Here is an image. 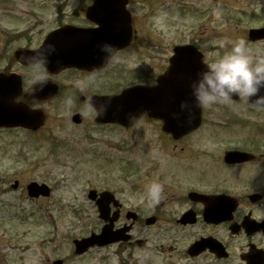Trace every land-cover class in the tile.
Segmentation results:
<instances>
[{"label": "flooded vegetation", "instance_id": "af4514ba", "mask_svg": "<svg viewBox=\"0 0 264 264\" xmlns=\"http://www.w3.org/2000/svg\"><path fill=\"white\" fill-rule=\"evenodd\" d=\"M51 1V27L27 31L22 48H38L53 35L52 56L73 61L67 67L47 68L48 82L59 87L53 99L72 97V104H67L71 117L80 113L83 121L95 119V108L86 106L89 98L117 94L134 85L154 86L171 68L178 44H174L171 26L167 27L169 19L161 0ZM201 42L193 37L182 44L197 46L203 61L217 58H211ZM106 44L117 50L110 60L102 51ZM46 52L47 48L42 55ZM0 72L18 73L23 95L35 88L28 66L16 60L13 52ZM89 76L96 77L94 86L83 91L75 88L76 80ZM30 104L36 107L40 102L31 100ZM214 114L217 121V106ZM235 115L228 112L230 122H236ZM142 121L163 124L146 113ZM120 153L121 179L90 186L88 192L96 193L95 197L87 195L86 216L80 207L68 222L63 224L60 218L54 223L58 241L67 240L69 247L65 252L63 244L57 243L53 259L46 257L41 264H74L79 258H97L104 249L109 256L102 260L119 256L115 264H158L160 255L166 264H181V260L205 264L206 259L209 264H217V259L247 264L264 255V136H138L131 137L129 147ZM156 179L165 184V199L150 206L141 203L145 185ZM28 183L21 188L27 194ZM19 185L11 187L15 190ZM42 198L46 197L33 199ZM63 227L66 235H62ZM104 228L117 239L82 254L75 252V240ZM219 243L228 257H217Z\"/></svg>", "mask_w": 264, "mask_h": 264}, {"label": "rangeland", "instance_id": "374dc122", "mask_svg": "<svg viewBox=\"0 0 264 264\" xmlns=\"http://www.w3.org/2000/svg\"><path fill=\"white\" fill-rule=\"evenodd\" d=\"M160 4L168 15L167 27L171 26L175 45L193 37L202 39L213 58L229 50L231 41L243 38L254 60L264 57V41L248 38L250 28L264 25V0H161ZM51 5V0H0V71L5 70L12 52L25 45L27 31L51 27ZM66 99L63 95L39 104L47 112V121L38 131L0 130V264H41L46 257L53 259L57 243L66 252L69 243L58 241L54 223L60 218L63 224L68 222L80 207L86 216L90 186L121 179L120 150L129 147L131 137L168 136L156 122L142 121L126 129L102 126L89 117L75 125ZM228 112L238 114L235 123L230 122ZM189 136H264V111L250 107L244 99L213 105L206 108L202 127ZM15 180L20 185L14 190ZM32 180L49 183L53 194L29 198L21 188ZM61 231L66 235L64 227ZM107 251L101 250L97 258H79L74 264H115L119 256L102 260L109 256ZM163 259L160 255L158 264H166ZM217 264L236 262L217 259Z\"/></svg>", "mask_w": 264, "mask_h": 264}, {"label": "water", "instance_id": "95a60500", "mask_svg": "<svg viewBox=\"0 0 264 264\" xmlns=\"http://www.w3.org/2000/svg\"><path fill=\"white\" fill-rule=\"evenodd\" d=\"M250 38L252 40L264 38V28L252 29ZM21 53L22 51H18L17 56ZM39 54H41L40 51L36 53L37 58H42L43 56ZM21 59L23 60V55H21ZM63 61L66 65L72 64L68 60ZM61 62L59 59H51L48 67L53 68ZM204 67L202 54L197 47L193 45L178 46L175 48L170 70L159 78L156 86H135L125 89L118 95L94 96L93 99L96 103L93 105L98 111L96 121L100 123H117L130 127L138 121L143 113H147L150 117L163 120V130L165 132L173 136H185L201 125L202 108H195L194 113L189 117V112L181 107V102L194 101V97L191 95V83L196 79L197 73L203 70ZM41 88L42 90H40ZM35 89V92L27 95L29 99L51 97L57 93L58 86L48 83L45 86L38 83ZM21 93L22 85L20 81L9 75L0 74V127L21 126L37 130L44 124L45 113L40 109H32L26 102L16 101ZM105 104L107 105V111L103 112ZM130 116L135 117V123L130 122ZM81 119L80 115L74 117L76 122H80ZM36 184L32 183L31 188L33 190L45 188V194L49 193L45 185L39 186ZM94 193L95 191H92L91 195ZM113 239L112 233L104 229L101 235L77 241V252L85 251L88 246L96 242L103 244ZM217 252L220 257L227 256L226 253L223 254L222 247H217Z\"/></svg>", "mask_w": 264, "mask_h": 264}, {"label": "clouds", "instance_id": "9594fccd", "mask_svg": "<svg viewBox=\"0 0 264 264\" xmlns=\"http://www.w3.org/2000/svg\"><path fill=\"white\" fill-rule=\"evenodd\" d=\"M41 44L39 48H31L23 54V63L28 66L29 77L32 85L48 83L47 66L51 63V57L55 52L53 43L47 44V52L44 57L37 58L36 53L45 49ZM102 51L105 59L110 60L116 55L115 46L106 44ZM205 67L197 73L196 79L191 83V95L194 101H182L181 107L189 112V117L195 108H208L213 105H230L233 98L239 96L244 100H251L258 110H264V57L253 59L246 41L238 38L231 41V47L224 54L213 60L204 61ZM39 66V68H37ZM96 83L95 76H89L75 81V88L83 91ZM42 90V88L40 89ZM32 91L36 89L32 87ZM254 98V99H253ZM66 103L72 104V97ZM93 98H89L87 107L95 104ZM107 111V105L103 106V112ZM87 115V113H85ZM130 122L135 123V117H129ZM165 199V184L160 180H152L145 185V201L147 204H159Z\"/></svg>", "mask_w": 264, "mask_h": 264}]
</instances>
